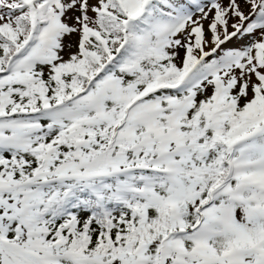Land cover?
Here are the masks:
<instances>
[{
  "label": "snow or ice",
  "instance_id": "obj_1",
  "mask_svg": "<svg viewBox=\"0 0 264 264\" xmlns=\"http://www.w3.org/2000/svg\"><path fill=\"white\" fill-rule=\"evenodd\" d=\"M0 264H264V0H0Z\"/></svg>",
  "mask_w": 264,
  "mask_h": 264
}]
</instances>
